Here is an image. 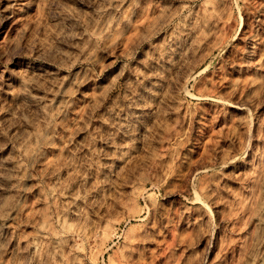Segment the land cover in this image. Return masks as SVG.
Segmentation results:
<instances>
[{
  "label": "rangeland",
  "instance_id": "1",
  "mask_svg": "<svg viewBox=\"0 0 264 264\" xmlns=\"http://www.w3.org/2000/svg\"><path fill=\"white\" fill-rule=\"evenodd\" d=\"M0 264H264V0H0Z\"/></svg>",
  "mask_w": 264,
  "mask_h": 264
}]
</instances>
